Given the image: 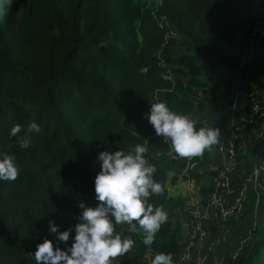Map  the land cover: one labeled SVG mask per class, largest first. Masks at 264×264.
Instances as JSON below:
<instances>
[{
  "label": "trees",
  "instance_id": "obj_1",
  "mask_svg": "<svg viewBox=\"0 0 264 264\" xmlns=\"http://www.w3.org/2000/svg\"><path fill=\"white\" fill-rule=\"evenodd\" d=\"M258 4L0 0V152L14 155L21 169L16 180L0 181V264H36V245L44 237L55 239L47 233L49 219L63 231L76 223L80 202L95 206L98 153L128 151L143 140L148 142L144 155L156 168L153 178L163 189L148 201L168 214L151 248L178 261L185 202L169 199L166 183L170 175L176 183L184 166L171 160L170 143L155 134L145 114L151 103L164 101L177 113L191 114L196 128H219L220 140L213 145L218 152L233 118L252 116L248 102L247 114L237 115L234 93ZM242 36L246 41L239 48L237 38ZM260 43L264 46V40ZM145 67L148 71L142 74ZM258 68L250 87L262 101L264 65ZM32 121L40 131L29 133L30 144L22 148L24 131L10 137L9 130L16 124L26 128ZM243 140L252 144L245 158L240 152ZM237 155L250 167L249 175L259 170L260 187L254 191L259 205L255 218L234 223L233 229L251 240L225 264H264V118L256 126L245 123ZM195 159L200 162L187 177L201 183L218 174L199 172L209 159L207 150ZM203 193L207 199L210 189ZM134 223L115 226L137 250L114 264H148L149 250ZM212 229L218 237L217 228Z\"/></svg>",
  "mask_w": 264,
  "mask_h": 264
},
{
  "label": "clouds",
  "instance_id": "obj_2",
  "mask_svg": "<svg viewBox=\"0 0 264 264\" xmlns=\"http://www.w3.org/2000/svg\"><path fill=\"white\" fill-rule=\"evenodd\" d=\"M140 71L143 74L148 69L145 67ZM145 118L157 136L171 141V149L180 157L199 156L220 140L219 128H196L198 121L191 114L177 113L164 101L151 103ZM22 130L24 136L20 147L24 148L30 144L29 133H38L40 126L35 121L23 129L16 124L8 134L15 137ZM143 141L145 143H137L128 151L119 149L98 153L96 159L100 170L93 181L95 206L80 202L76 223L63 231L59 224L49 219L47 233L54 235L55 239L44 237L36 245L32 255L36 264H114L135 243L123 235V230L115 231V226L133 222V226L143 233L142 243L149 250L145 258L153 255L150 264H174L171 253H157L151 248L168 214L161 206L154 207L148 201L150 194L158 195L163 189L153 178L156 168L144 155L148 151L145 146L148 142ZM20 171L14 155L0 152V181H14Z\"/></svg>",
  "mask_w": 264,
  "mask_h": 264
},
{
  "label": "built area",
  "instance_id": "obj_3",
  "mask_svg": "<svg viewBox=\"0 0 264 264\" xmlns=\"http://www.w3.org/2000/svg\"><path fill=\"white\" fill-rule=\"evenodd\" d=\"M254 14L249 44L241 53V65L237 70L239 77H241V70L252 64L251 59L255 52L256 39L264 38L263 17L258 11ZM240 80V78L236 80L238 89L234 93V99L236 102L241 97H245L248 104L251 105L252 116L249 120L245 117L236 116L233 118L228 127L229 135L227 139L221 141L217 152L220 168L212 191L205 200L192 197L186 209L182 211L181 254L177 263L174 264H225L227 257L222 256V261L217 260L219 257L218 245L221 244V240L213 234L212 228L226 229L228 222L243 215L249 183L254 181L253 185H255L258 182L259 170H255L251 176H244L237 191L231 181L232 175L239 165L237 149L244 132L245 123L248 122L256 126L260 119L264 118V110L257 93L252 91L244 93L241 89ZM163 141L170 143V155L173 160H186L188 166L184 170V175H188L198 166L200 161L198 162L195 157H180L171 149L170 140H165L163 137ZM235 196V202L231 201ZM136 250V246L129 249L133 252ZM237 254L231 258L236 259ZM152 256V254L147 255L148 264H150Z\"/></svg>",
  "mask_w": 264,
  "mask_h": 264
},
{
  "label": "rangeland",
  "instance_id": "obj_4",
  "mask_svg": "<svg viewBox=\"0 0 264 264\" xmlns=\"http://www.w3.org/2000/svg\"><path fill=\"white\" fill-rule=\"evenodd\" d=\"M140 1L143 2V3H147V4L148 3H150V4L151 3L160 4L162 2V0H140ZM258 3L259 4H258V7H257V10H258V13H260V15H262V17H263L262 27L264 28V0H258ZM253 14H254V12H253ZM261 40H264V38L260 37V38H257L256 39L255 52H254V54L252 56V59H251L252 67H251L250 70H248L247 72L243 73V75L241 76L242 78L240 77V79H241V85H242L243 78L245 76H248L247 77V80L248 81L251 79V82L253 81V83H254V80L257 79L256 73L258 72V69H259L258 67L261 66L262 64L264 65V46L261 45V43H260ZM245 41H246V38L245 37H243V36L242 37H238L237 38V47L240 48V43H243ZM248 73H249V75H248ZM251 87H252V85H251ZM261 104L263 106V102L262 101H261ZM251 147H252V144L250 143L249 144V149H251ZM170 158H171V155H170ZM171 160L174 161L176 164H181V165L184 166L183 169H182V171H183L182 172V175H184V170H186L187 169V166H188L187 162L184 161V160H181V159L180 160H173L171 158ZM207 165L208 164H206L205 166H207ZM252 168H254V167H252ZM238 172H239V169L237 167L236 170H235V172L232 175V178H231L233 187L236 189V191L239 188L240 183L243 180V179L240 180L239 185H237V186L235 185V183H234V176ZM247 174H248V176H251L253 173L251 175H249L250 173H247ZM247 174L245 176H247ZM188 175H189V173H188ZM188 175H184V176H188ZM217 175L213 176L209 180V184L207 186H205V189L206 190L210 187L209 188L210 189V192L212 191V188H213V185H214L215 180L217 178ZM238 175L242 177V174H239L238 173ZM188 182L181 183L180 184V187H183V185H185L186 187L188 186L187 192L192 191V189H193V182L194 181L193 180H190ZM169 183H171V182H169ZM179 183H180V181L177 182L176 185L179 184ZM253 183H254V181L250 182L249 183V186H248V189H247L246 201L244 202L245 211H244L243 215L239 216L235 220L233 219L232 221L228 222L226 224V226H227L226 229L217 232L218 233V238L221 240L222 235L227 231L224 234L225 237H226V239L224 241H221V244L218 245V251H219V249L221 251V253H218V255H219V257L217 259L218 261H222V256H225V257L228 258L229 255H230V257H232L235 253H238L239 254L240 251H241V248L243 247V243L246 240H251L250 239L251 237H247L246 239H243V236L242 235H243L244 232H239V229L238 228L233 229V227H234V223H238V222L242 221V219L245 218V217L246 218H252L253 219L256 216V212L255 211H256V207L259 205L258 204L259 199H258V202H257V198L255 199V196H254V191L257 190L256 188H259L260 187V184H259V182H257V183H255V186H254ZM169 189H170L171 195L173 196V192H174V190L177 189V187L170 186ZM183 194H184V189H183V192L180 195H183ZM236 196L233 197L231 199V201H234L235 202ZM172 221L173 222H176V219L175 218H172ZM255 227H256V225L253 226V228H255ZM241 231H242V229H241ZM233 236H235V238L237 240V242H235V243L233 242ZM180 245H181V243H180ZM239 247H240V249H237ZM180 254H181V252H180ZM180 254H179V256H180ZM263 256L264 255H262L261 257H263ZM261 262H262L261 260L257 259V263H261Z\"/></svg>",
  "mask_w": 264,
  "mask_h": 264
},
{
  "label": "crops",
  "instance_id": "obj_5",
  "mask_svg": "<svg viewBox=\"0 0 264 264\" xmlns=\"http://www.w3.org/2000/svg\"><path fill=\"white\" fill-rule=\"evenodd\" d=\"M249 66L252 67V65H249ZM248 75H249V73H248ZM247 77L248 76H245L243 78L242 85H241L242 91L244 93L245 92H249V91L256 92V91H254V90L251 89V87H250V85H251V83H250L251 82V79L248 81L247 80ZM240 82H241V80H240ZM248 83H250V84H248ZM262 101H263V107H264V97L262 98ZM248 109H249V106L247 104V101H246L245 97H241L240 99H238L236 101V113H237L238 116H245V114H247V112H248ZM247 142L248 141L243 140L241 142V144H240L241 157H243V158L248 157V154L246 152V149L249 150V144H250V142H249L248 145H247ZM207 154H208V158L209 159L207 160V162L205 161V165L206 164H208V165L205 166L203 168V170H201L199 172L200 173H207L208 171H215V172H217L219 170V168H220V160H219L218 153L216 152V150L212 146L210 150H207ZM241 162L242 161L239 159V165H238L239 172L238 173L239 174H242V177L239 176L238 173H236V175L234 176V183H235L236 186L239 185L240 180L243 179V177L247 174L248 169L250 168L249 166H246L244 163H241ZM183 177H185V176L182 175V174L179 175V178L176 181V183L179 182V181H180V183L176 185V183H173L172 182V176L170 175L169 178H168V180H167V183H166V190H167V193H168V198L169 199H176V200H183L185 202L184 203V206L182 207V211L184 209H186V206L190 202V200H191L192 197L195 198V199H203V200H205V198H204L205 196H204V193L203 192L205 190V186H207L209 184V180L211 179V178L207 177L206 180H203L201 183H198L196 181V179H192V178H189L187 176H186L187 179H185ZM190 180H193L194 181L193 182V189H192V191L187 192L188 186L186 187L185 185H183V187H180V184L181 183H186V182H188ZM169 182H171L172 184L169 183ZM170 186L177 187V189L174 190V192H173V196L170 193V189H169ZM183 189H184V194L183 195H180L183 192ZM222 230H224V229L223 228H217V231H222ZM224 234L222 235L221 241H224L226 239V237H225Z\"/></svg>",
  "mask_w": 264,
  "mask_h": 264
},
{
  "label": "bare ground",
  "instance_id": "obj_6",
  "mask_svg": "<svg viewBox=\"0 0 264 264\" xmlns=\"http://www.w3.org/2000/svg\"><path fill=\"white\" fill-rule=\"evenodd\" d=\"M235 220V219H234ZM228 256V255H227Z\"/></svg>",
  "mask_w": 264,
  "mask_h": 264
}]
</instances>
